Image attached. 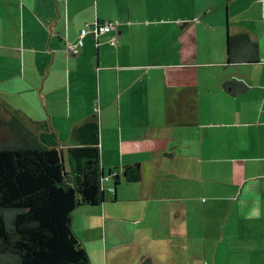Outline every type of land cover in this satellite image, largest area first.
<instances>
[{"label":"crops","instance_id":"crops-1","mask_svg":"<svg viewBox=\"0 0 264 264\" xmlns=\"http://www.w3.org/2000/svg\"><path fill=\"white\" fill-rule=\"evenodd\" d=\"M240 35L255 61L230 62ZM0 103L64 151L99 122L105 199L73 218L92 264H198L239 235L264 258V0H0ZM136 164L141 181L115 186L110 172Z\"/></svg>","mask_w":264,"mask_h":264},{"label":"trees","instance_id":"trees-1","mask_svg":"<svg viewBox=\"0 0 264 264\" xmlns=\"http://www.w3.org/2000/svg\"><path fill=\"white\" fill-rule=\"evenodd\" d=\"M244 36H230L232 63L255 61L240 58L235 51L240 47L235 38ZM226 86L232 94L248 90L238 79ZM16 113L0 103L4 136L0 142V264H92L74 232L73 218L79 206L100 205L105 199L99 122L90 119L76 127L72 136L76 145L64 151L55 131L36 134L21 124ZM110 173L115 186L142 179L139 164ZM110 191L115 193V188ZM140 264H153V260L144 258Z\"/></svg>","mask_w":264,"mask_h":264},{"label":"rangeland","instance_id":"rangeland-1","mask_svg":"<svg viewBox=\"0 0 264 264\" xmlns=\"http://www.w3.org/2000/svg\"><path fill=\"white\" fill-rule=\"evenodd\" d=\"M207 38H210L208 35ZM212 55V50H209L208 48L203 50V48L200 50L199 58L198 59H206ZM1 128H0V142L4 139L3 134H1ZM66 166L68 170H71V164L68 157V153H66ZM241 236H234L232 242L229 244L227 242L226 238L221 239L217 242L209 243V251L207 253V256L203 257L200 261H198V264H264V258H259L258 256L256 258H250L249 254L243 250V244H242ZM229 246L232 248V252L227 254L226 250L229 249ZM256 246L258 244L256 243ZM201 249V248H199ZM217 249V252L214 256V252ZM186 256V253H177V261L175 262V258L171 257L169 263L171 264H187L188 260H184V257ZM161 257L165 259L166 255L161 254ZM182 257V258H181ZM161 258V259H162ZM197 262V261H196Z\"/></svg>","mask_w":264,"mask_h":264},{"label":"built area","instance_id":"built-area-1","mask_svg":"<svg viewBox=\"0 0 264 264\" xmlns=\"http://www.w3.org/2000/svg\"><path fill=\"white\" fill-rule=\"evenodd\" d=\"M114 29H115V25L113 23H109V22L96 25L97 33L109 32V31L114 30ZM88 31L89 30L87 28L82 29L78 42L75 45L70 44L68 46L69 51L78 52L79 49H81L84 46V37L88 34ZM111 43L116 45L117 44V38L114 37L111 40ZM110 190H112V188H110Z\"/></svg>","mask_w":264,"mask_h":264},{"label":"water","instance_id":"water-1","mask_svg":"<svg viewBox=\"0 0 264 264\" xmlns=\"http://www.w3.org/2000/svg\"><path fill=\"white\" fill-rule=\"evenodd\" d=\"M104 176V175H103Z\"/></svg>","mask_w":264,"mask_h":264}]
</instances>
